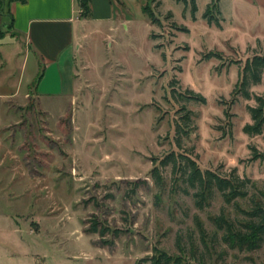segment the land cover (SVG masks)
Segmentation results:
<instances>
[{
    "label": "rangeland",
    "instance_id": "rangeland-1",
    "mask_svg": "<svg viewBox=\"0 0 264 264\" xmlns=\"http://www.w3.org/2000/svg\"><path fill=\"white\" fill-rule=\"evenodd\" d=\"M125 1L129 29L120 24L105 37L91 66L78 54L80 88L64 117L56 120L53 107L48 118L34 103L6 132L14 183L3 185L1 165L0 264H151L155 248L194 264H264V241L253 250L231 248L213 222L225 213L241 227L248 217L242 210L264 201V160H251L252 146L264 151V131H244L264 84L250 86L251 99L233 94L247 57L264 53V41L247 42L263 29L261 18L250 10L255 25L235 29L215 5L210 16L219 24L204 16L213 0H196L195 13L191 0ZM219 1L228 18L232 1ZM147 4L160 25L144 13ZM2 48L17 51L7 68L18 76L27 47ZM212 52L220 56H206ZM188 90L206 102L179 94ZM185 111L188 123L180 118ZM177 118L188 131L180 148ZM172 149L191 152L203 169L249 179L248 195L227 203L215 190L198 208L195 190L176 183L170 166L160 187L151 173L155 158ZM95 220L110 227L104 237L87 232Z\"/></svg>",
    "mask_w": 264,
    "mask_h": 264
},
{
    "label": "crops",
    "instance_id": "crops-1",
    "mask_svg": "<svg viewBox=\"0 0 264 264\" xmlns=\"http://www.w3.org/2000/svg\"><path fill=\"white\" fill-rule=\"evenodd\" d=\"M231 1L228 18L219 4L223 18L235 29H242L246 23L252 28L251 24L254 26L256 22L248 17L249 11H254L261 18L263 29L255 30L247 42L264 41V0ZM90 8L91 16L82 18L77 0H11L6 14H0V30H7L10 23L13 26L0 37V166L4 165L6 169L3 175L7 178L2 181L6 188L14 183L8 180V173L14 170L8 164L11 160L6 132L10 126L18 124V114L35 109L36 104V111L47 113L48 118H52L50 114L54 108L59 113L56 120L63 118L67 104L80 88L78 54L87 59L84 66H91L92 51L96 46L103 47L105 37H112L111 33L118 30L120 24L129 29V17L121 13V8L124 12L129 9L125 0H90ZM243 8L248 14L242 12ZM9 34L13 36L9 37ZM17 43H24L27 51L19 75L14 76L7 65L18 53L14 50L4 53L2 46ZM1 257L2 263L13 258L11 254L6 255V260L5 255Z\"/></svg>",
    "mask_w": 264,
    "mask_h": 264
},
{
    "label": "trees",
    "instance_id": "trees-1",
    "mask_svg": "<svg viewBox=\"0 0 264 264\" xmlns=\"http://www.w3.org/2000/svg\"><path fill=\"white\" fill-rule=\"evenodd\" d=\"M8 1L11 0H0V14H6ZM80 7L81 13L80 17L87 18L91 16L90 0H77ZM182 1V0H178ZM188 3V0H183ZM219 0H213L207 6V10L204 14L208 18L209 22L216 20L213 16H210L212 6L219 11L218 2ZM192 2V12L197 11L196 0H191ZM214 2V4H212ZM216 2V4H215ZM144 13L154 24H161L160 19L156 16L151 5L147 4L143 7ZM10 15V14H9ZM12 20V19H11ZM219 24V21L216 20ZM7 30H0V37L6 32L12 30L13 26L10 23ZM155 36V35H153ZM207 57L220 56V54L212 52L206 55ZM240 78L236 84L234 95H242L244 98L251 99L253 96L249 91V88L253 84H264V53H255L251 57H247L246 62L240 68ZM42 73L37 77L39 81ZM176 80H173V85H175ZM174 91H178L173 88ZM188 100H193L201 103L206 102L205 96L200 93H195L188 90L187 92H180ZM256 105H249L248 110L252 119V122L247 123L244 126L245 133L255 136L260 135L264 131V94L254 96ZM185 110V107H181L179 111ZM185 123L191 120V111H185L184 114L180 116ZM184 132L188 134L185 129L184 124L181 120L177 118L176 120V142L178 147H181L180 134ZM252 156L251 160L261 159L264 160V151L259 150L256 146H252ZM156 163H154L152 169V176L155 181L161 187L164 185V178L162 169L170 166L173 174L174 181L176 183H185L188 187L194 189L195 204L198 208H203L205 204L209 201L214 191L217 190L221 192L227 203L233 202L237 198H244L248 195L249 179L241 178L239 175L232 171L229 175H222L218 171L205 168L203 169L198 163L197 159L193 157L191 152L186 150H175L172 149L168 153L164 154L162 157L155 158ZM261 194L264 197V190H261ZM254 206L249 210H242L245 215H247L246 221H241V227L236 226L235 222L229 219L225 213L213 218V222L218 229H222L223 240L231 248H241L247 250H253L261 246L264 241V201L261 198L253 200ZM110 227L105 222H99L95 220L87 232L98 233L100 236L104 237L110 232ZM114 234H117V230H113ZM106 243H111L112 241H105ZM156 254L152 257L147 258L151 264H194L186 261L181 256H172L167 252L162 250H157Z\"/></svg>",
    "mask_w": 264,
    "mask_h": 264
},
{
    "label": "water",
    "instance_id": "water-1",
    "mask_svg": "<svg viewBox=\"0 0 264 264\" xmlns=\"http://www.w3.org/2000/svg\"><path fill=\"white\" fill-rule=\"evenodd\" d=\"M14 33H16V32H14Z\"/></svg>",
    "mask_w": 264,
    "mask_h": 264
},
{
    "label": "built area",
    "instance_id": "built-area-1",
    "mask_svg": "<svg viewBox=\"0 0 264 264\" xmlns=\"http://www.w3.org/2000/svg\"><path fill=\"white\" fill-rule=\"evenodd\" d=\"M81 12V11H80Z\"/></svg>",
    "mask_w": 264,
    "mask_h": 264
}]
</instances>
